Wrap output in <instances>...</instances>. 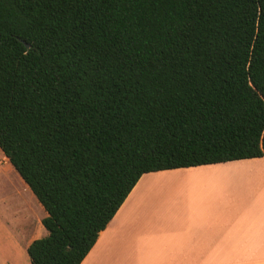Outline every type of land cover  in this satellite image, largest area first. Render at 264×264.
I'll use <instances>...</instances> for the list:
<instances>
[{"label": "trees", "instance_id": "16d2710c", "mask_svg": "<svg viewBox=\"0 0 264 264\" xmlns=\"http://www.w3.org/2000/svg\"><path fill=\"white\" fill-rule=\"evenodd\" d=\"M0 150L81 264L143 175L264 157V0H0Z\"/></svg>", "mask_w": 264, "mask_h": 264}, {"label": "crops", "instance_id": "0c3cea01", "mask_svg": "<svg viewBox=\"0 0 264 264\" xmlns=\"http://www.w3.org/2000/svg\"><path fill=\"white\" fill-rule=\"evenodd\" d=\"M250 160L264 157L143 175L81 264H264V176ZM0 176L17 181L29 211L16 222L0 195V264H32L47 213L1 150Z\"/></svg>", "mask_w": 264, "mask_h": 264}, {"label": "rangeland", "instance_id": "374dc122", "mask_svg": "<svg viewBox=\"0 0 264 264\" xmlns=\"http://www.w3.org/2000/svg\"><path fill=\"white\" fill-rule=\"evenodd\" d=\"M241 164L247 165V166L260 167L262 169L260 170V172H262V176H264V160L244 161ZM150 181L152 180H148V182ZM19 188L20 186L17 183V181H15V179H11L9 176L7 178H2V176H0V195L4 193L8 194V197H9L8 199L12 200V205H13L12 208L14 210V214H16V217H15L16 222L22 223L27 219V215L29 216L28 214L29 211L26 206L25 199L20 195V192L18 191ZM144 197L146 199L147 198L153 199L152 196L145 195ZM0 208H2V204L0 205ZM162 212H164V210H159L157 212V215H159ZM142 213L147 214L149 216L152 215L147 210H143Z\"/></svg>", "mask_w": 264, "mask_h": 264}]
</instances>
